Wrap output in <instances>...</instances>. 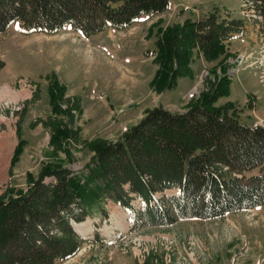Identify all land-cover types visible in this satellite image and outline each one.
I'll use <instances>...</instances> for the list:
<instances>
[{"label":"rangeland","instance_id":"obj_1","mask_svg":"<svg viewBox=\"0 0 264 264\" xmlns=\"http://www.w3.org/2000/svg\"><path fill=\"white\" fill-rule=\"evenodd\" d=\"M213 9L229 11L247 24L255 18L260 31L249 25L246 34L227 41L226 52L212 60L191 48L183 60L185 72H167L162 89H157L153 79L160 62L146 50L157 48L160 28ZM253 13L260 14L252 0H171L162 13L90 36L69 28L25 33L17 24L0 33V56L5 60L0 68V135L12 136L0 170V193L27 188L48 163L82 170L95 153L91 142L116 140L156 105L182 110L223 76L230 79V93L216 103L237 100L244 106L243 121L264 123V18ZM91 55L101 64L86 66ZM59 86L64 87L60 96ZM53 93L58 94L60 111L54 109ZM55 121L76 131L78 139L56 148L50 140ZM105 207L106 217L92 210L81 223L73 220L75 227L81 225L84 238L97 239L95 231L99 238L85 241L75 255L58 264H264L262 207L136 231L129 229L123 207L112 200ZM117 232L123 235L114 238Z\"/></svg>","mask_w":264,"mask_h":264},{"label":"trees","instance_id":"obj_2","mask_svg":"<svg viewBox=\"0 0 264 264\" xmlns=\"http://www.w3.org/2000/svg\"><path fill=\"white\" fill-rule=\"evenodd\" d=\"M252 1L264 18V0ZM170 4L171 0H0V33L17 24L25 33L69 28L90 36L127 28L145 15L166 11ZM245 29L244 18L219 9L160 28L157 48L146 50L160 62L153 86L161 90L167 72H185L183 60L191 48L197 47L207 60L215 59L226 52L227 41ZM63 91L59 86V96ZM201 93L182 110L149 108L116 140L95 139V153L80 171L48 163L27 188L0 193V264L67 260L85 241L99 238L97 231V239L84 238L73 220H84L92 210L106 217L108 200L129 211L131 231L264 208V123L243 121L244 106L237 100L216 103L230 93L228 76ZM52 97L54 109L62 110L58 94ZM72 139H78L76 131L53 122L50 140L56 148Z\"/></svg>","mask_w":264,"mask_h":264},{"label":"bare ground","instance_id":"obj_3","mask_svg":"<svg viewBox=\"0 0 264 264\" xmlns=\"http://www.w3.org/2000/svg\"><path fill=\"white\" fill-rule=\"evenodd\" d=\"M77 50V49H76ZM80 51V50H79ZM86 50H82V54H85ZM78 53V52H77ZM99 58L97 57H94V55H91L90 57L86 58L85 59V65L86 66H91L93 67L95 64H101L99 61ZM125 74V73H124ZM123 74V75H124ZM125 76H123L124 78ZM121 80V79H120ZM7 89L9 90V88L7 87ZM11 147H12V136L10 133H7V134H1L0 135V170L2 169V167L4 166L5 164V161H7L8 159V154L11 150ZM75 223H81V222H75ZM81 225H77L76 228L81 232V228H80ZM85 232V231H84ZM83 232V233H84Z\"/></svg>","mask_w":264,"mask_h":264},{"label":"crops","instance_id":"obj_4","mask_svg":"<svg viewBox=\"0 0 264 264\" xmlns=\"http://www.w3.org/2000/svg\"><path fill=\"white\" fill-rule=\"evenodd\" d=\"M249 25H252V27H255V29H257L258 31H260L257 22L254 21V20H252L251 22H249V24L246 23V29H245L243 32L237 34L234 38H237V37L240 36V35L243 36V34H246L247 31L250 29V26H249Z\"/></svg>","mask_w":264,"mask_h":264},{"label":"water","instance_id":"obj_5","mask_svg":"<svg viewBox=\"0 0 264 264\" xmlns=\"http://www.w3.org/2000/svg\"><path fill=\"white\" fill-rule=\"evenodd\" d=\"M77 231H79L77 228H76ZM80 232V231H79Z\"/></svg>","mask_w":264,"mask_h":264},{"label":"built area","instance_id":"obj_6","mask_svg":"<svg viewBox=\"0 0 264 264\" xmlns=\"http://www.w3.org/2000/svg\"><path fill=\"white\" fill-rule=\"evenodd\" d=\"M254 14V13H253ZM255 15V14H254ZM261 16V15H260Z\"/></svg>","mask_w":264,"mask_h":264}]
</instances>
